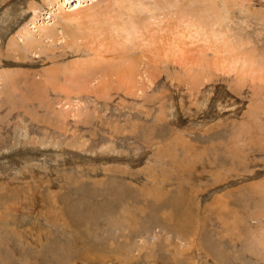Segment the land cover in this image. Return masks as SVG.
Masks as SVG:
<instances>
[{
  "label": "rangeland",
  "instance_id": "1",
  "mask_svg": "<svg viewBox=\"0 0 264 264\" xmlns=\"http://www.w3.org/2000/svg\"><path fill=\"white\" fill-rule=\"evenodd\" d=\"M57 1L0 0V264H264V0L208 27L176 0L136 39Z\"/></svg>",
  "mask_w": 264,
  "mask_h": 264
},
{
  "label": "bare ground",
  "instance_id": "2",
  "mask_svg": "<svg viewBox=\"0 0 264 264\" xmlns=\"http://www.w3.org/2000/svg\"><path fill=\"white\" fill-rule=\"evenodd\" d=\"M82 1H84V0H77V1L74 0V3L68 4V2H64V0H58L56 3H54V5H52V7L50 6L51 7L50 10L52 11L50 13L53 14V13L56 12L55 14H57V13L59 14L62 11L61 14H62V16L64 18L63 20L66 21V19L69 20L70 18H72L73 16H75L76 14H78L80 12H83V11H86V12L87 11H91L92 8L97 5L96 2H98L99 0H88L87 2H89V4L86 3L84 6H83V2ZM112 1L114 2V3L112 2V5L115 4L119 8H121V7L124 6L126 9L131 10V12L128 13V15H127V18H128L127 20L121 21L120 23L118 22V24H115V25L113 24L114 25L113 27L114 28H117V29H120V31L125 32L126 38H129V37L130 38H133L134 37V39H136V36L139 34L140 28L146 27L149 24L150 20H152L153 18L155 20V15H152V13L155 12L154 10H156V9H158V10H165V12H166L165 14H162L163 13L162 11H161L162 13L161 12L160 13L162 15H164L165 17L166 16L169 17V15L172 14L173 12L170 11L172 8L170 10L166 9V8H168L167 6L174 5V4H172L174 2H175V4H177L176 0L175 1L172 0L173 2L171 0H154V1L151 0L152 3L150 5H154L153 6L154 8L150 7L149 4H147V8H149L148 11H150V13H151L150 15H152V16H148V19L147 20H144L145 18L144 19L143 18L140 19L139 16L136 14L137 13V8H138L137 6L139 4H141L140 7H143L142 0H112ZM190 1H192L193 4H191V6L189 5V7L184 8V10L181 9L182 5L179 4V6H181V7H179L180 9L178 11L180 13L186 14L187 18H191L189 16V15H191L194 19L197 20V22H198L199 25H201L203 27H208V25L210 24V21H211V14H212V12L214 13V6H213L214 1L213 0H205L204 1V4H203V1L201 2L202 4L194 3L195 0H190ZM180 2L181 1H179L178 3H180ZM186 2H187V0H186ZM183 4H185V3H183ZM226 4L228 5V3L225 1L223 6L225 7ZM177 6L178 5H176V7L174 6V8L176 9ZM109 7H111V6L109 5ZM113 7L115 8V6H113ZM183 7H184V5H183ZM60 9H61V11H60ZM167 10L169 12H167ZM32 11H33L32 20H33L34 25L32 27H26V31L24 33V37L30 38V40H28L26 43L32 41L33 39L35 40V37H33V34H32V32H34V31L29 30L27 28H36V30H35L36 32H38V31L39 32L45 31L46 36H50L51 34L53 35V29H51L52 28L51 27L52 25L50 23H48V20H45V18H50V16L48 17V14L47 13H41L39 11V9L36 8V7H34L32 9ZM57 11H59V12H57ZM112 11H110L109 13H111ZM208 11L210 12V15L208 14ZM179 12H177V13L179 14ZM118 13H119V17H121L123 15V12H118ZM45 14H47V15H45ZM94 16H96V15L94 14ZM214 16L217 17V16H220V15H218V14L215 15L214 14ZM109 17H112V16H109ZM36 18L41 19V22L40 21H37ZM146 18H147V16H146ZM120 19H122V18H120ZM34 20H36L37 22L34 21ZM53 20H54V18H53ZM44 22L46 23V26L43 25ZM152 23H153V21H152ZM47 30H49V31L47 32ZM214 39H216V38H214ZM224 39H225V37H224ZM223 41H224L223 42V45L224 46H228V47L230 46L228 44V41L227 40H223ZM232 41H234V40H232ZM34 42L35 41H32L31 43L33 44ZM123 52H125V50H123ZM122 58L129 59V57H126L125 54L122 56ZM241 59H242V57H241ZM251 61H252L251 58L250 59L247 58V57H244L243 58V62H245L244 64L251 63ZM121 62H123V61H121ZM121 64L119 65V70L123 71L127 76H134L135 73H137V68L136 67H133L131 64L129 66H126L125 68H123V66ZM89 67H86V68H89ZM90 69H92V68H90ZM86 70L89 72V69H86ZM86 70H84L85 76L88 75V74H86V73H88ZM1 80L4 81V82H5V80L6 81H9V80H11V77L9 75L4 74V75H2V78L0 77V81ZM83 80H86V77H83Z\"/></svg>",
  "mask_w": 264,
  "mask_h": 264
}]
</instances>
